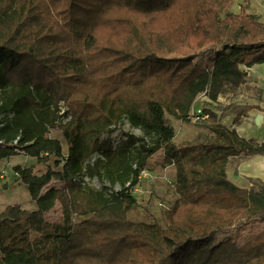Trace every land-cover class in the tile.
<instances>
[{"label": "trees", "instance_id": "1", "mask_svg": "<svg viewBox=\"0 0 264 264\" xmlns=\"http://www.w3.org/2000/svg\"><path fill=\"white\" fill-rule=\"evenodd\" d=\"M233 2L0 0V162L63 165L14 168L37 209L0 211V264H264V229L243 245L216 243L243 221L264 223V183L242 189L226 174L231 158L264 156V144L222 123L229 114L241 125L253 107L196 109L201 95L214 105L236 94L245 68L264 64V23ZM207 47L211 68L193 60ZM168 116L202 131L178 145ZM124 119L145 136L113 148L102 137ZM160 150L180 198L134 221L142 172ZM85 177L108 186L94 191ZM57 207L61 221H49Z\"/></svg>", "mask_w": 264, "mask_h": 264}, {"label": "rangeland", "instance_id": "2", "mask_svg": "<svg viewBox=\"0 0 264 264\" xmlns=\"http://www.w3.org/2000/svg\"><path fill=\"white\" fill-rule=\"evenodd\" d=\"M246 7V12L249 14L257 15L260 21L264 23V0H234L230 10L236 14L240 13L241 8ZM216 57V50L210 47L202 49L198 54L193 56V60L198 65L206 68L213 66ZM171 59H181L179 56L173 55ZM241 89V88H240ZM240 89L236 94H230L228 96L220 97L219 101L212 105L211 101L204 95H201L198 100L197 110L201 108H212L217 109V113L222 115L224 110L231 105H239L238 101ZM208 106H207V104ZM202 104V105H201ZM62 111L65 113L67 109L62 104ZM230 116L224 115L222 121ZM171 120V124L176 130L175 143L181 144L186 142H192L197 139L198 134L202 131L196 128L194 125L184 124L178 120H175L168 116ZM228 126L233 128L234 122H229ZM236 126V125H235ZM132 134L137 137H144L145 133L141 129L134 128L131 126L127 119L122 120L117 126L112 127V131L105 134L102 139L110 138L113 148L120 145L126 140V135ZM49 137L58 139L62 142L64 152L68 150V145L64 138L63 131L61 129H52ZM21 166L23 168L35 167L37 174H43L46 172L48 167L60 170V167H56L53 161H50L47 165L39 163L38 160L32 159L24 154H19L10 159L0 162V211H4L8 206L21 205L23 209L28 211H35L37 206L35 202L31 200L28 188L24 186L21 181L16 180L17 175L14 172V168ZM148 176L143 178L141 181V187L139 186L136 190L137 199L140 207L132 212H129L128 216L134 221H143L148 216L153 215L160 218L162 213L170 206L174 205L179 200V194L176 191L175 179L176 169L172 165L165 166L163 150H160L155 154L148 163ZM87 185L94 191H104V186H108V183H101L95 179L84 178ZM52 186L60 187L61 183L55 180ZM106 192L111 193L112 190ZM47 219L49 221H61V209L57 207L51 211ZM264 229V223L256 218L249 221H243L236 227L227 229L226 231L220 232L217 235L216 243L223 242L227 239L236 241L239 245H243L248 240L259 234Z\"/></svg>", "mask_w": 264, "mask_h": 264}, {"label": "crops", "instance_id": "3", "mask_svg": "<svg viewBox=\"0 0 264 264\" xmlns=\"http://www.w3.org/2000/svg\"><path fill=\"white\" fill-rule=\"evenodd\" d=\"M245 69L246 83L241 87L239 99L236 102L241 106H251L253 110L249 112L241 125L233 126V128L239 136L255 139L258 143L264 144V64ZM199 107L197 103L196 108ZM259 116L261 120L257 123ZM234 118L235 115H230L222 123L228 126L229 122L233 123ZM226 174L228 180L242 189L253 186L251 179L264 183V156L231 158L226 167Z\"/></svg>", "mask_w": 264, "mask_h": 264}, {"label": "built area", "instance_id": "4", "mask_svg": "<svg viewBox=\"0 0 264 264\" xmlns=\"http://www.w3.org/2000/svg\"><path fill=\"white\" fill-rule=\"evenodd\" d=\"M201 111L199 110V113H200ZM1 143V142H0ZM65 159H67V155H66V157H65ZM142 178H146L147 176H148V173L146 172V171H143L142 172Z\"/></svg>", "mask_w": 264, "mask_h": 264}, {"label": "water", "instance_id": "5", "mask_svg": "<svg viewBox=\"0 0 264 264\" xmlns=\"http://www.w3.org/2000/svg\"><path fill=\"white\" fill-rule=\"evenodd\" d=\"M260 120H261V117L259 116L258 119H257V123L260 122Z\"/></svg>", "mask_w": 264, "mask_h": 264}]
</instances>
